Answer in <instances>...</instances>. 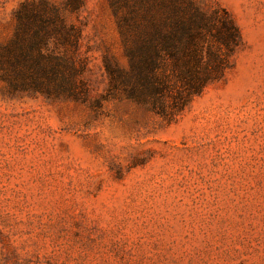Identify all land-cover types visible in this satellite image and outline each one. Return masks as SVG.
<instances>
[{"label":"rangeland","instance_id":"1","mask_svg":"<svg viewBox=\"0 0 264 264\" xmlns=\"http://www.w3.org/2000/svg\"><path fill=\"white\" fill-rule=\"evenodd\" d=\"M31 0H0V43ZM61 6L67 0H48ZM81 27L90 102L10 95L0 78V264H264V0L223 8L243 44L169 123L105 94L128 61L109 0Z\"/></svg>","mask_w":264,"mask_h":264},{"label":"trees","instance_id":"2","mask_svg":"<svg viewBox=\"0 0 264 264\" xmlns=\"http://www.w3.org/2000/svg\"><path fill=\"white\" fill-rule=\"evenodd\" d=\"M109 3L128 65L105 58L108 88L94 108L126 101L172 123L211 84L226 77L243 44L239 27L223 8L206 9L195 0ZM82 5L81 0L21 5L12 38L0 43V78L10 95L90 102L88 63L80 55L83 32L66 18Z\"/></svg>","mask_w":264,"mask_h":264}]
</instances>
